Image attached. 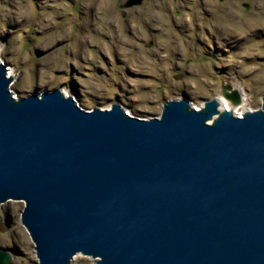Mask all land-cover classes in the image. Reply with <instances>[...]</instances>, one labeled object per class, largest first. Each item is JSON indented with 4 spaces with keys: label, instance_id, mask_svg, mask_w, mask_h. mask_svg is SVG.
<instances>
[{
    "label": "water",
    "instance_id": "95a60500",
    "mask_svg": "<svg viewBox=\"0 0 264 264\" xmlns=\"http://www.w3.org/2000/svg\"><path fill=\"white\" fill-rule=\"evenodd\" d=\"M139 2L133 0L131 3ZM0 61V205L24 200L37 264H264V94L166 100L140 118L60 89L15 97ZM222 95L233 105L242 93ZM0 264H14L0 249Z\"/></svg>",
    "mask_w": 264,
    "mask_h": 264
},
{
    "label": "rangeland",
    "instance_id": "374dc122",
    "mask_svg": "<svg viewBox=\"0 0 264 264\" xmlns=\"http://www.w3.org/2000/svg\"><path fill=\"white\" fill-rule=\"evenodd\" d=\"M131 1L0 0V61L13 69L14 96L60 89L84 109L119 103L150 118L166 100L201 107L231 85L237 106L261 108L264 0ZM24 207L0 205V249L14 264H37ZM76 255L71 264H98Z\"/></svg>",
    "mask_w": 264,
    "mask_h": 264
},
{
    "label": "bare ground",
    "instance_id": "6f19581e",
    "mask_svg": "<svg viewBox=\"0 0 264 264\" xmlns=\"http://www.w3.org/2000/svg\"><path fill=\"white\" fill-rule=\"evenodd\" d=\"M10 9V8H9ZM234 22V21H233ZM26 23V22H25ZM91 46V45H90ZM252 61V60H251ZM256 63V61H255ZM222 73V72H221ZM10 76L13 75V69H10V72L8 73ZM220 103H221V109H229L232 110L233 112H235V114L237 115H242L243 113H245L246 108H245V101L243 104L239 105V106H234L232 105L228 100H226L225 98H219ZM200 105H196V108H199ZM106 108V107H105ZM75 259H77L78 255L74 256Z\"/></svg>",
    "mask_w": 264,
    "mask_h": 264
},
{
    "label": "flooded vegetation",
    "instance_id": "af4514ba",
    "mask_svg": "<svg viewBox=\"0 0 264 264\" xmlns=\"http://www.w3.org/2000/svg\"><path fill=\"white\" fill-rule=\"evenodd\" d=\"M128 2L127 3H129L131 0H127ZM142 1L143 0H139V2H138V4H141L142 3ZM181 1H183V0H181ZM192 2H194V0H191V3ZM201 2V1H200ZM198 3H199V0H198ZM202 17V16H201ZM203 18H205V16L203 17ZM175 27H176V30H181L182 28H178L176 25H175ZM179 27H182V26H179ZM185 27V26H184ZM198 29H199V27H198ZM184 30V29H183Z\"/></svg>",
    "mask_w": 264,
    "mask_h": 264
}]
</instances>
